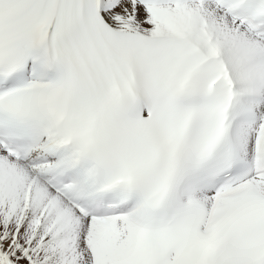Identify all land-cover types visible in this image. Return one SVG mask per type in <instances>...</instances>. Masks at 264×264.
Listing matches in <instances>:
<instances>
[{"label": "snow or ice", "instance_id": "snow-or-ice-1", "mask_svg": "<svg viewBox=\"0 0 264 264\" xmlns=\"http://www.w3.org/2000/svg\"><path fill=\"white\" fill-rule=\"evenodd\" d=\"M0 264H264V0H0Z\"/></svg>", "mask_w": 264, "mask_h": 264}]
</instances>
